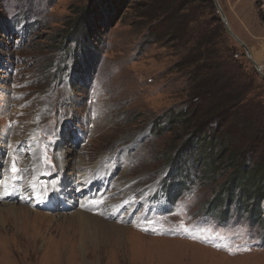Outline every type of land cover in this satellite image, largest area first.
<instances>
[{"label":"rangeland","instance_id":"374dc122","mask_svg":"<svg viewBox=\"0 0 264 264\" xmlns=\"http://www.w3.org/2000/svg\"><path fill=\"white\" fill-rule=\"evenodd\" d=\"M143 1L0 0V183L12 186L13 158L23 174L25 148L37 149L23 194L0 200V264H264L262 225L234 209L224 225L206 213L231 171L198 176L178 202L164 191L189 132L154 126L188 105L190 71L176 67L184 49L159 39L164 23L140 16ZM232 1L219 0L229 26L235 33L228 13L264 65V0ZM227 36L237 68L257 74L264 105V79ZM33 182L47 189L41 201ZM95 219L126 231L115 238ZM244 245L250 251L228 250Z\"/></svg>","mask_w":264,"mask_h":264},{"label":"trees","instance_id":"16d2710c","mask_svg":"<svg viewBox=\"0 0 264 264\" xmlns=\"http://www.w3.org/2000/svg\"><path fill=\"white\" fill-rule=\"evenodd\" d=\"M140 9L151 24L153 19L164 23L159 39L169 37L184 49L176 67L190 71L184 88L188 105L183 111H168L154 126L155 134L163 133V126L175 130L178 124L189 132L170 162L167 197L178 202L198 176L209 179L231 171L207 215L224 225L234 209L264 227V105L257 74L237 68L231 59L213 0H144Z\"/></svg>","mask_w":264,"mask_h":264},{"label":"bare ground","instance_id":"6f19581e","mask_svg":"<svg viewBox=\"0 0 264 264\" xmlns=\"http://www.w3.org/2000/svg\"><path fill=\"white\" fill-rule=\"evenodd\" d=\"M6 136V135H5ZM30 145H32V147H28V148H25L26 149V151H25V153H26V157L24 156V158H23V161H24V163H25V165H26V169H25V171H27V172H33V174H34V176L37 174V172L35 171L36 170V166H37V155H36V151H37V149H36V145H35V143H30ZM24 151V150H23ZM24 154V153H23ZM28 157V158H27ZM22 161V159H19V162L18 163H20ZM33 161H35V168H32V166H33V164H34V162ZM29 163V164H28ZM63 164H64V162H63ZM16 165H17V167H18V165L19 164H17L16 163ZM18 168H20V167H18ZM21 169V168H20ZM21 170H23V169H21ZM24 171V172H25ZM23 172V177H24V179L25 180H27V176H26V174ZM12 174V173H11ZM13 175V174H12ZM33 178V177H32ZM33 180H34V178H33ZM85 182H87V185L89 186V187H93V186H97L98 185V183L97 182H94L93 184H91V185H89V182L87 181V180H84ZM5 184H7L8 185V187H9V190L11 191L12 190V186H11V182H4ZM64 183V181L62 180L61 181V185ZM33 184H35L34 182H33ZM31 185V184H30ZM29 185V186H30ZM36 185V184H35ZM37 187V186H36ZM11 188V189H10ZM38 188V187H37ZM28 191V190H27ZM31 191H33L32 190V188L30 187V192ZM56 191H57V189H56ZM15 192H21L20 194H23V191L22 190H20L19 191V189L17 190V191H15ZM14 192V193H15ZM37 193H39V191H37ZM52 196V198H54V201L56 202L57 201V199L55 198V196L54 195H51ZM5 197V196H4ZM3 197V198H4ZM62 198V197H61ZM2 198H0V200H1ZM68 199V198H67ZM88 199V198H87ZM35 200L37 201V200H39V201H41L42 199H37L36 197H35ZM45 200V199H44ZM102 201H103V203H105L106 205H111V203H109V202H111V200H109V197L107 196V195H105L104 197H103V199H101ZM8 201V200H7ZM1 203V202H0ZM100 204V203H99ZM54 205H55V203H54ZM91 209V208H90ZM103 210H104V208L102 209V212H103ZM110 211V210H109ZM112 211V210H111ZM102 212H100L99 211V213H102ZM105 212V211H104ZM86 213V212H85ZM109 215V214H108ZM74 216V220H76L77 222H79V220H82L83 222H85L86 223V221H85V216L83 215V214H74L73 215ZM95 223L98 225V226H100V228L101 229H104V230H106V229H109L110 231H111V234H112V236L113 237H115V238H120V236L121 235H123V233L126 231L124 228H120V227H116V225H114L113 223H110V222H105V221H102V220H97V219H95Z\"/></svg>","mask_w":264,"mask_h":264},{"label":"snow or ice","instance_id":"6c2138e0","mask_svg":"<svg viewBox=\"0 0 264 264\" xmlns=\"http://www.w3.org/2000/svg\"><path fill=\"white\" fill-rule=\"evenodd\" d=\"M9 127H11V125H9ZM32 139L35 140V137H32ZM28 147L30 148V147H32V145H28ZM44 160L47 161V157L46 156L44 157ZM49 165H50V162H49ZM11 171L17 177V180L12 185V190L11 191H9V187H8L7 184L0 183V198H3L4 196H7V195L14 194V192L18 190L17 185L22 182V178H23L22 170L17 167L16 162H15V157L13 158V164H12ZM30 187H32L33 195H35L37 199H41V197L43 195H45L46 192H47V189L45 188L42 192L37 193L35 191V188H36L35 184H31ZM28 198L30 199L31 197H28ZM183 230L186 233L189 232V229L186 228V227L183 228ZM145 231H148V229H145ZM193 239H195V237H193ZM205 242H207V241L205 240ZM228 250L232 251L233 254H236L237 252H241V251H250V248L247 245H244L242 247L241 246H237L234 251L232 249H228Z\"/></svg>","mask_w":264,"mask_h":264},{"label":"water","instance_id":"95a60500","mask_svg":"<svg viewBox=\"0 0 264 264\" xmlns=\"http://www.w3.org/2000/svg\"><path fill=\"white\" fill-rule=\"evenodd\" d=\"M215 2V6L221 16V19L225 25V29L227 31V33L237 42L239 43L243 49L245 50V54L248 57V59L250 60V62L252 63V65L256 68V70L258 71V73L261 75V77L264 79V65H259L252 57V54L250 52V49L248 48V46L235 34L233 33V31L231 30L230 26H229V22L228 19L226 17V14L224 13L219 0H214Z\"/></svg>","mask_w":264,"mask_h":264},{"label":"crops","instance_id":"0c3cea01","mask_svg":"<svg viewBox=\"0 0 264 264\" xmlns=\"http://www.w3.org/2000/svg\"><path fill=\"white\" fill-rule=\"evenodd\" d=\"M223 2L225 3V5H230V6H232V4H231V2H233L232 0H223ZM222 2V3H223ZM230 9H232V7H230ZM232 10H234V9H232ZM228 17L230 18L231 17V21H233L234 22V25H235V27H233V30H234V32H235V34L242 40V41H244V43L245 44H248V37H247V35H246V33H245V31H244V29L242 28V27H239L240 25H239V23L237 22V23H235L236 22V18L235 17H233L230 13H228ZM238 17V16H237ZM239 21L241 22V23H243V21H241V19H239ZM249 45V44H248ZM250 46V45H249ZM250 48H251V46H250ZM259 64V63H258ZM259 65H262V64H259Z\"/></svg>","mask_w":264,"mask_h":264}]
</instances>
